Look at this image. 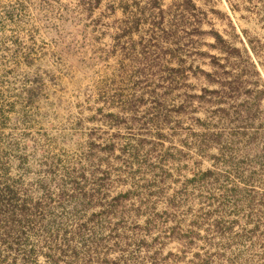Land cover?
Segmentation results:
<instances>
[{
    "label": "rangeland",
    "instance_id": "obj_1",
    "mask_svg": "<svg viewBox=\"0 0 264 264\" xmlns=\"http://www.w3.org/2000/svg\"><path fill=\"white\" fill-rule=\"evenodd\" d=\"M0 264H264V0H0Z\"/></svg>",
    "mask_w": 264,
    "mask_h": 264
}]
</instances>
